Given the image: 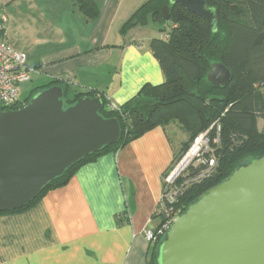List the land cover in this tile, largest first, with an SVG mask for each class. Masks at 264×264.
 I'll list each match as a JSON object with an SVG mask.
<instances>
[{"label": "crops", "instance_id": "1", "mask_svg": "<svg viewBox=\"0 0 264 264\" xmlns=\"http://www.w3.org/2000/svg\"><path fill=\"white\" fill-rule=\"evenodd\" d=\"M92 1L96 18L78 0H0L2 34L33 70L21 84H30L22 99L56 79L68 85L69 98L92 91L121 107L145 84L164 81L149 49L162 37L154 35L156 26L120 32L144 0ZM182 142L156 126L84 163L25 210L0 214V264H148L153 243L144 229L149 219L151 226L159 222L153 215L164 175Z\"/></svg>", "mask_w": 264, "mask_h": 264}, {"label": "trees", "instance_id": "2", "mask_svg": "<svg viewBox=\"0 0 264 264\" xmlns=\"http://www.w3.org/2000/svg\"><path fill=\"white\" fill-rule=\"evenodd\" d=\"M205 1L215 11L214 30L206 20L168 0H145L133 11L121 25L120 32L124 33L136 25L153 24L166 36L153 38L149 43L164 81L158 85L145 84L118 111L108 109L106 99L99 95L104 103L101 116L118 119L121 132L119 141L68 167L25 206L0 214L25 210L48 190L67 184L84 163L111 150L117 151L150 129L166 126L172 120H178L189 135L181 144L180 151L175 153L172 163L187 150L194 136L206 130L216 158L214 170L208 176L186 187L176 197L173 207L178 209L177 215L184 212L200 194L224 180L235 168L252 158L264 156V133L257 128L258 118L264 115V100L257 90L258 86H264V0ZM78 3L79 9L88 17L98 16L99 8L92 0H78ZM164 5L169 14L166 22L162 18ZM214 62L222 63L231 73V79L224 87L215 86L206 79ZM51 86L62 88L64 106L83 96H98L89 91L76 93L69 98L68 85L54 79L33 88L24 100L18 101L11 109L23 106L36 91ZM204 166L200 165L195 171ZM153 216L159 215L155 213ZM163 223L164 219L159 216L156 228H161ZM165 232L152 244L148 264H156L158 245Z\"/></svg>", "mask_w": 264, "mask_h": 264}, {"label": "water", "instance_id": "3", "mask_svg": "<svg viewBox=\"0 0 264 264\" xmlns=\"http://www.w3.org/2000/svg\"><path fill=\"white\" fill-rule=\"evenodd\" d=\"M168 1L215 29V11L205 0ZM162 18L169 20L166 5ZM206 79L224 87L231 73L214 62ZM103 106L99 95L64 106L62 88L51 86L0 111V212L25 206L68 167L119 141L118 119L102 117ZM156 264H264V156L235 168L177 215Z\"/></svg>", "mask_w": 264, "mask_h": 264}, {"label": "built area", "instance_id": "4", "mask_svg": "<svg viewBox=\"0 0 264 264\" xmlns=\"http://www.w3.org/2000/svg\"><path fill=\"white\" fill-rule=\"evenodd\" d=\"M3 30L4 17L0 13V111L11 109L18 102L19 86L29 81L31 72H33L25 65V53L14 49L8 43L2 34ZM165 37L162 35V38ZM107 108L119 110V106L112 103H107ZM217 141L216 138L215 142ZM209 144L208 130L194 136L187 150L176 160L170 176L164 179V182L172 183L170 194L165 193L164 184L163 194L156 209V213L164 219V223L161 228H156V226H151L152 220H148L150 227L147 226L144 229V236L149 243L156 242L178 214V209H174L173 203L182 190L199 183L214 170L216 158H207L211 149ZM200 165L205 166L195 171ZM174 181L176 182L173 185Z\"/></svg>", "mask_w": 264, "mask_h": 264}, {"label": "rangeland", "instance_id": "5", "mask_svg": "<svg viewBox=\"0 0 264 264\" xmlns=\"http://www.w3.org/2000/svg\"><path fill=\"white\" fill-rule=\"evenodd\" d=\"M145 1V0H144ZM143 1V2H144ZM4 17V16H3ZM4 21H5V18H4ZM154 35L155 36H157L158 35V30L157 29H155L154 30ZM30 84H28L27 86H29ZM26 84H24V85H21L20 87H19V89H20V97H21V99L22 98H24L25 96H26V94L28 93L27 91H28V89L26 90ZM257 90L259 91V93L261 94V97L263 98V100H264V86H258V88H257ZM22 100H24V99H22ZM258 125H259V128L262 130V132H264V115L262 116V117H259V120H258ZM167 127H168V131H169V133L171 134V136H172V138H173V140L175 141V140H179V139H182V141L184 142V141H186L187 139H188V133L184 130V128L181 126V124L179 123V121L178 120H172V121H170L167 125H166ZM182 142V143H183ZM181 143V144H182ZM180 144V145H181ZM210 145V144H209ZM211 148V147H210ZM180 149H181V146H179V148H178V150H177V152L176 153H178L179 151H180ZM181 153H179V155H180ZM183 154V153H182ZM181 154V155H182ZM180 155V156H181ZM214 156H215V153H214V148H212V150L210 149V154H208L207 155V158H210V157H212L213 159H214ZM179 158V157H178ZM176 162V161H175ZM175 162L174 163H172L171 165H170V167L167 169V171H166V173H165V175H164V179L165 178H167V177H169L170 176V174H171V171H172V169H173V167H174V165H175ZM177 181V180H176ZM176 181H174L173 182V185L175 184V182ZM178 183H180V181H178ZM164 184H165V193L166 194H170V192H171V187H170V185H172V183H166V182H164ZM187 187H189V186H187Z\"/></svg>", "mask_w": 264, "mask_h": 264}]
</instances>
